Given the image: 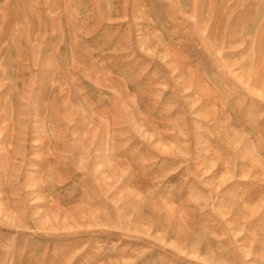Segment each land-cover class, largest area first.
<instances>
[{"label":"rangeland","instance_id":"obj_1","mask_svg":"<svg viewBox=\"0 0 264 264\" xmlns=\"http://www.w3.org/2000/svg\"><path fill=\"white\" fill-rule=\"evenodd\" d=\"M0 264H264V0H0Z\"/></svg>","mask_w":264,"mask_h":264}]
</instances>
